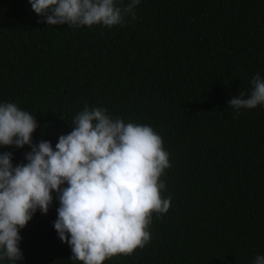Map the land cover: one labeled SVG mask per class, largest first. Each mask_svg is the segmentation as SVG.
Here are the masks:
<instances>
[{
  "label": "trees",
  "instance_id": "obj_1",
  "mask_svg": "<svg viewBox=\"0 0 264 264\" xmlns=\"http://www.w3.org/2000/svg\"><path fill=\"white\" fill-rule=\"evenodd\" d=\"M135 11L123 26L69 28L38 23L28 0H0V104L33 114V144L53 149L85 106L162 137L170 208L153 214L148 244L103 264H254L264 256V105L234 118L227 101L264 79V0H140ZM30 150L0 146L13 166ZM52 195L20 230L15 264H82L53 227Z\"/></svg>",
  "mask_w": 264,
  "mask_h": 264
},
{
  "label": "clouds",
  "instance_id": "obj_2",
  "mask_svg": "<svg viewBox=\"0 0 264 264\" xmlns=\"http://www.w3.org/2000/svg\"><path fill=\"white\" fill-rule=\"evenodd\" d=\"M32 11L48 26L69 28L100 25L106 28L137 19L140 0L118 6L116 0H28ZM130 22V21H129ZM250 94L229 99L240 109L264 105V79L255 75ZM73 128L60 135L53 149L50 141L32 142L38 124L33 114L15 103L0 104V146L25 145L26 163L13 166L12 153H0V260L15 264L23 259L19 232L37 210L47 214L55 192L59 206L53 227L71 249V260L103 264L117 255L130 256L149 243L153 214L168 212L171 195L161 193L160 177L170 167L162 137L151 126L113 119L101 107L85 106L72 121ZM66 187H62L63 185ZM254 264H264L256 256Z\"/></svg>",
  "mask_w": 264,
  "mask_h": 264
}]
</instances>
